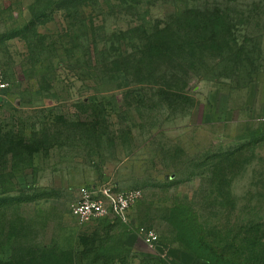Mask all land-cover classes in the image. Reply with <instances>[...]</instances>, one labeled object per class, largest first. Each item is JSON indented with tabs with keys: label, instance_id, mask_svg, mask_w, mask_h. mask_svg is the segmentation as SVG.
<instances>
[{
	"label": "rangeland",
	"instance_id": "1",
	"mask_svg": "<svg viewBox=\"0 0 264 264\" xmlns=\"http://www.w3.org/2000/svg\"><path fill=\"white\" fill-rule=\"evenodd\" d=\"M181 1L0 0V264H149L200 234L264 264V121L248 106L264 0ZM193 6L227 16L229 49L140 73L146 34ZM90 187L142 197L125 220L81 225L70 207Z\"/></svg>",
	"mask_w": 264,
	"mask_h": 264
},
{
	"label": "trees",
	"instance_id": "2",
	"mask_svg": "<svg viewBox=\"0 0 264 264\" xmlns=\"http://www.w3.org/2000/svg\"><path fill=\"white\" fill-rule=\"evenodd\" d=\"M168 1L173 5L182 2L181 0ZM137 3L139 4V2ZM201 10L199 6L178 8L173 12L171 18L163 23L161 22V26H154L149 35L146 34L144 37L147 47L146 52L142 54V59L136 60L135 66L140 73L145 72L147 64L152 63L154 59L166 63L169 71L177 70L181 61H184L187 56L191 57L185 51L192 46L198 49L203 45L217 51L229 49L227 16L219 9H215L211 13L209 11L202 12ZM206 16L208 19L202 20V17ZM209 25L212 26V29H208ZM191 77V75L185 76L183 85L187 86ZM167 86H171L169 82ZM164 94L166 95V93ZM1 208L2 205H0ZM2 214L0 212V215ZM199 228L200 233H203L202 227L199 226ZM202 237L203 235L200 234L199 237L192 240L197 248L189 251L191 255L206 264H232L227 260L223 251H219L218 247L208 245ZM232 249H234V246ZM149 264L167 263L165 260L152 259Z\"/></svg>",
	"mask_w": 264,
	"mask_h": 264
},
{
	"label": "built area",
	"instance_id": "3",
	"mask_svg": "<svg viewBox=\"0 0 264 264\" xmlns=\"http://www.w3.org/2000/svg\"><path fill=\"white\" fill-rule=\"evenodd\" d=\"M8 88L9 77L0 70V105ZM141 197L139 190L113 191L106 187H90L82 191L79 200L71 205L70 211L72 217L81 225L107 217L125 220ZM144 242L148 246H154L157 236L147 233L144 235Z\"/></svg>",
	"mask_w": 264,
	"mask_h": 264
},
{
	"label": "crops",
	"instance_id": "4",
	"mask_svg": "<svg viewBox=\"0 0 264 264\" xmlns=\"http://www.w3.org/2000/svg\"><path fill=\"white\" fill-rule=\"evenodd\" d=\"M250 90L248 92V101L250 100ZM252 111L261 114V119L264 121V78L256 83L254 92L251 96V105ZM149 254V252L144 253ZM151 256H157L165 259L167 264H206L193 255L178 251V250H156L154 253L150 254Z\"/></svg>",
	"mask_w": 264,
	"mask_h": 264
}]
</instances>
